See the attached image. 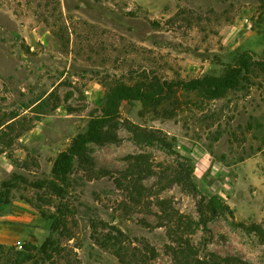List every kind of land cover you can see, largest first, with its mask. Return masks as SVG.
<instances>
[{
  "label": "rangeland",
  "instance_id": "374dc122",
  "mask_svg": "<svg viewBox=\"0 0 264 264\" xmlns=\"http://www.w3.org/2000/svg\"><path fill=\"white\" fill-rule=\"evenodd\" d=\"M246 51L264 59V0H0V264L47 238L45 264H175L183 239L264 264L240 224L264 226V74L216 100L124 101L117 139L87 144L64 194L38 184L110 86L217 75ZM190 167L198 196L172 182ZM202 193L219 209L206 224Z\"/></svg>",
  "mask_w": 264,
  "mask_h": 264
},
{
  "label": "trees",
  "instance_id": "16d2710c",
  "mask_svg": "<svg viewBox=\"0 0 264 264\" xmlns=\"http://www.w3.org/2000/svg\"><path fill=\"white\" fill-rule=\"evenodd\" d=\"M259 74H264V59H256L246 51L237 60L227 64L224 70L217 75L194 78L185 82L155 77L148 83L145 81L135 84L118 82L110 86L104 105L98 114L92 116L86 133L79 134L73 140L71 146L57 156L53 166V173L57 180L44 179L38 183L39 186L46 187L58 195L64 194L65 183L73 168L75 159L78 157L88 160L86 155L87 144L90 142L102 144L117 139L115 133L107 132L105 128L121 118V105L124 101L138 100L143 104L144 109H156L166 102L179 104L177 90L180 88L195 92L202 100H216L225 97L230 92L241 89L243 83L251 84L252 78ZM172 114L175 113H171L169 116H172ZM138 134L153 137L155 132L140 129ZM193 173L190 167V172L187 175L179 174L172 182L187 184L193 195L198 196L199 190L194 182ZM1 198H3V195L0 192V201ZM197 208L200 221L203 224L208 223L212 216L219 213V209L214 207L208 196L203 193L200 195ZM240 224L244 228L256 232L264 241V226L259 223H252L250 226L243 222ZM22 248L23 250L14 253L16 264H27L35 262L36 259L43 260L45 264L51 260L53 257L52 252L56 250L51 238H47L39 247L25 244ZM172 255L175 264H250L236 256L222 257L216 254H208L202 257L199 255V250L185 239L178 244L176 249L172 250Z\"/></svg>",
  "mask_w": 264,
  "mask_h": 264
}]
</instances>
